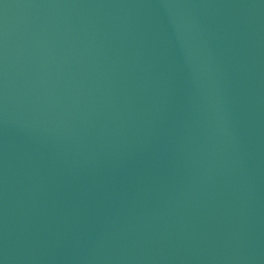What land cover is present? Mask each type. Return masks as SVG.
Returning a JSON list of instances; mask_svg holds the SVG:
<instances>
[{
    "label": "water",
    "instance_id": "95a60500",
    "mask_svg": "<svg viewBox=\"0 0 264 264\" xmlns=\"http://www.w3.org/2000/svg\"><path fill=\"white\" fill-rule=\"evenodd\" d=\"M3 264H264V0H0Z\"/></svg>",
    "mask_w": 264,
    "mask_h": 264
},
{
    "label": "snow or ice",
    "instance_id": "6c2138e0",
    "mask_svg": "<svg viewBox=\"0 0 264 264\" xmlns=\"http://www.w3.org/2000/svg\"><path fill=\"white\" fill-rule=\"evenodd\" d=\"M0 264H3V261H0Z\"/></svg>",
    "mask_w": 264,
    "mask_h": 264
}]
</instances>
